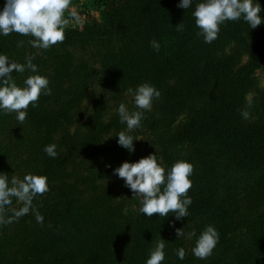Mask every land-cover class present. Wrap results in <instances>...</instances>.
<instances>
[{
  "label": "trees",
  "instance_id": "1",
  "mask_svg": "<svg viewBox=\"0 0 264 264\" xmlns=\"http://www.w3.org/2000/svg\"><path fill=\"white\" fill-rule=\"evenodd\" d=\"M198 2L183 9L180 0H94L99 18L66 25L63 43L47 50L32 47L29 36L0 34V54L20 64L34 57L35 74L51 89L29 106L23 124L0 110V174L9 182L46 176L49 187L26 214L18 215L25 203L15 196L0 204V264H146L160 239L162 264H264V91L255 86L264 23L251 29L242 18L226 21L208 44L192 15ZM257 2L264 19V0ZM32 74L12 76L23 87ZM144 82L160 97L129 131L117 110L121 103L139 110L128 90ZM121 131L134 138V152L118 144ZM49 144L56 158L43 151ZM149 154L166 169L180 159L193 165L187 217H146L114 174ZM208 225L219 242L201 260L191 249ZM178 228L185 236L177 237Z\"/></svg>",
  "mask_w": 264,
  "mask_h": 264
},
{
  "label": "clouds",
  "instance_id": "2",
  "mask_svg": "<svg viewBox=\"0 0 264 264\" xmlns=\"http://www.w3.org/2000/svg\"><path fill=\"white\" fill-rule=\"evenodd\" d=\"M71 0H6L3 10L0 11V34L8 36L17 33L29 36V43L34 48L47 50L57 43L65 40V27L68 20L64 13L69 8ZM192 0H180L178 7L188 9ZM262 8L257 0H200L195 5L192 13L195 25L200 30L197 34L203 36L204 42L211 44L218 38L220 26L226 21H238L241 18L255 29L264 23L261 17ZM73 18L79 20L75 12ZM177 31L183 30V24L176 26ZM18 47L23 46L19 41ZM150 46L156 51L160 50V43L155 39L150 41ZM28 58L26 64L10 61L9 58L0 54V110L5 114L15 113L16 120L23 124L27 118L29 106H37L39 97L51 95L49 80L47 77L35 74L37 66ZM30 70L29 75L23 82V87L17 85L12 73H23ZM133 96V102L138 111H129L125 104L118 107L120 122L126 124L129 131L140 127L143 113L151 111L154 99L160 97V92L151 84L144 82L133 89L128 90ZM241 115L247 119L249 113L241 111ZM118 144L130 153L135 151L134 138L124 131L118 133ZM137 140V139H136ZM56 145H46L43 151L52 158H56ZM194 167L186 160H177L170 168L163 167L157 158V154H149L138 162H123L114 169V174L124 180L125 187L138 198L139 212L146 217L158 215L168 217L169 213L175 215L177 220L188 216V207L192 199L188 191L192 187L190 176ZM11 184V186H9ZM49 191L47 177L42 175L27 174L24 178L13 177L9 182L6 174H0V204L7 203L10 196H15L25 203L18 215L29 211L31 202L37 195H43ZM36 219L43 223V217L37 212ZM0 223L5 221L0 218ZM178 238L185 236L183 229H176ZM196 237L193 231L188 233L187 238ZM219 242L217 229L208 225L195 238L191 251L198 259H207L213 253ZM165 240L160 239L150 250L146 264H162L165 259ZM179 259L186 256L183 247L176 250Z\"/></svg>",
  "mask_w": 264,
  "mask_h": 264
},
{
  "label": "rangeland",
  "instance_id": "3",
  "mask_svg": "<svg viewBox=\"0 0 264 264\" xmlns=\"http://www.w3.org/2000/svg\"><path fill=\"white\" fill-rule=\"evenodd\" d=\"M81 2H82V0H81ZM85 3H84V10H87V9L88 10L89 9L93 10V13L90 14V17H92L94 19L99 18V8H95L94 4L90 0L89 1L88 0L85 1ZM81 24H82V22H81ZM72 25H78V24L75 23V22H72ZM255 78H256V81H255L256 88L259 89V90L264 91V67L259 68V69H257L255 71ZM252 94H253L252 92L247 93L246 94V98L250 99L252 97ZM117 186L121 187V184H117ZM14 204H15V200L13 202H11V203H8V204L4 205L1 208V210H7L8 208H10Z\"/></svg>",
  "mask_w": 264,
  "mask_h": 264
},
{
  "label": "crops",
  "instance_id": "4",
  "mask_svg": "<svg viewBox=\"0 0 264 264\" xmlns=\"http://www.w3.org/2000/svg\"><path fill=\"white\" fill-rule=\"evenodd\" d=\"M79 1H81V0H71V3H70V5L71 4H74V3H76V2H79ZM85 1H87V0H82V4H83V8H84V3H85ZM89 1V0H88ZM93 4H94V0H90ZM87 3V2H86ZM85 3V4H86ZM94 6H95V8H98L95 4H94ZM91 13H93V10H91V9H87V10H84V12L82 13H80V17H79V20H76V19H73V20H70V22L68 21V25L70 24L71 26H76V25H72V22H75V23H77L78 25H80L81 24V22L83 23V22H85L86 21V19L87 18H89L90 17V14ZM69 15V14H68ZM70 16V15H69ZM85 19V20H84ZM68 20V19H67Z\"/></svg>",
  "mask_w": 264,
  "mask_h": 264
},
{
  "label": "built area",
  "instance_id": "5",
  "mask_svg": "<svg viewBox=\"0 0 264 264\" xmlns=\"http://www.w3.org/2000/svg\"><path fill=\"white\" fill-rule=\"evenodd\" d=\"M83 3V2H82ZM81 3V1H79V2H76V3H74V4H71L70 6H69V8L65 11V15H67V17H66V19H68V21L70 22V20H73V19H75V18H73V16H72V13L73 12H75L76 13V15L78 16V17H80V13L82 12H84V8H83V4ZM70 16H69V15ZM68 25V24H67ZM70 25V24H69ZM77 26V25H76Z\"/></svg>",
  "mask_w": 264,
  "mask_h": 264
}]
</instances>
